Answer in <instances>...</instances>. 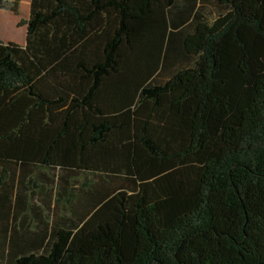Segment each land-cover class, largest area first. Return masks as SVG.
<instances>
[{
    "label": "trees",
    "instance_id": "16d2710c",
    "mask_svg": "<svg viewBox=\"0 0 264 264\" xmlns=\"http://www.w3.org/2000/svg\"><path fill=\"white\" fill-rule=\"evenodd\" d=\"M19 23L0 264H264V0H30Z\"/></svg>",
    "mask_w": 264,
    "mask_h": 264
},
{
    "label": "crops",
    "instance_id": "0c3cea01",
    "mask_svg": "<svg viewBox=\"0 0 264 264\" xmlns=\"http://www.w3.org/2000/svg\"><path fill=\"white\" fill-rule=\"evenodd\" d=\"M18 13L0 9V40L24 44L26 40V25L20 24L26 20L30 12V0H20Z\"/></svg>",
    "mask_w": 264,
    "mask_h": 264
}]
</instances>
